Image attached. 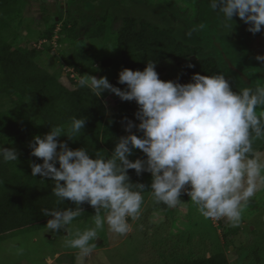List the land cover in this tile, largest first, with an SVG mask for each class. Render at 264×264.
I'll list each match as a JSON object with an SVG mask.
<instances>
[{"label": "trees", "instance_id": "1", "mask_svg": "<svg viewBox=\"0 0 264 264\" xmlns=\"http://www.w3.org/2000/svg\"><path fill=\"white\" fill-rule=\"evenodd\" d=\"M15 1L0 0V143L5 147H14L19 153L18 161L0 160V242L45 228L50 217L42 214L44 209L75 207L70 200H58L52 193L54 182L50 178L31 175V163L43 162L31 155L30 143L35 135L43 137L50 131V126H67L72 117L87 118L85 128L75 137L76 140H68L66 136L58 139L67 142L73 149L87 147L93 155L98 152L101 156H111L116 140L127 135V120L139 123L135 116L138 105L134 100L116 102L120 98L108 91L96 97L89 88L78 86V80L85 74L96 76L94 69L105 71L113 66L120 70L125 67L143 70L147 62L154 61L162 80L187 83L193 73L213 75L223 72L234 90L264 86V78L258 77L264 72H257L258 68L249 63L256 56L254 40L264 36V31L253 34L241 20L230 27H223L209 0H198V8L191 18L188 14L178 17L171 12L167 15V22L161 23L126 15L116 29L114 22L119 19L118 16L109 20L108 15H102L94 17L89 30L82 29L86 22L84 18L74 15L63 18L64 12L68 14L71 11V4L65 3L64 9L58 7V1H62L56 0L59 14L53 15L49 27L41 28L35 41L29 40L23 46L19 44L24 32L22 23L16 26L13 22L23 8H16L18 2ZM192 20L199 22L203 34H208L203 35L204 40L199 43L180 37L181 29H190ZM46 22L49 23V20ZM58 23H61L59 29ZM109 32L116 33L120 53L101 59L92 54V48L94 43H100L97 38H106ZM86 40L94 41L83 47ZM55 44L63 46L59 55L55 52ZM51 59L57 60L58 72L52 71L46 64ZM189 63L194 67H188ZM118 75L119 72L108 80L124 89L126 85L118 83ZM110 103L117 109L110 112ZM132 131L142 135L136 128ZM257 139L253 140V144ZM136 158H145V154L135 149L129 159ZM128 173L133 183L145 184L142 194L152 195L148 187L151 184L150 173L143 172L137 176L133 169H129ZM180 198L179 204H191L186 192H182ZM81 207L84 210L82 214L95 210L87 202ZM146 211L147 216L154 212L169 215L175 208H169L153 197ZM132 220L128 218V221ZM165 223L162 224H168ZM196 225V228L201 226L198 220ZM213 227L214 236L209 238L203 253L200 249L196 251V247L187 253L180 252L184 250L181 247L185 236L190 240L195 234L192 228L182 231V235L168 232L150 242L151 257L145 264H228L224 247L216 239L217 227ZM240 229L231 227L230 231L225 230L226 240ZM70 255L72 262L78 256L77 252ZM255 256L260 264L261 257L258 254Z\"/></svg>", "mask_w": 264, "mask_h": 264}, {"label": "clouds", "instance_id": "2", "mask_svg": "<svg viewBox=\"0 0 264 264\" xmlns=\"http://www.w3.org/2000/svg\"><path fill=\"white\" fill-rule=\"evenodd\" d=\"M209 4L223 27H230L238 16L251 33L264 31V0H209ZM255 59L264 64V55ZM118 83L126 87L113 85L106 76L85 74L78 80L79 87L89 88L96 97L108 91L138 105L139 123L127 120V135L116 140L111 156L93 155L87 147L73 149L58 139L76 140L87 118L72 117L67 126H50L49 132L35 135L30 143L31 155L43 161L31 163V175L50 178L58 200L75 204L42 210L50 217L45 225L48 232L68 231L84 211V202L95 209L94 227L77 230L65 242L79 250L78 260L93 252L95 245L90 242L97 240L105 223L114 233L129 232L128 218H138L146 188L131 181L129 169L137 176L151 174L148 187L157 202L174 208L186 192L205 219L226 218L233 226L239 224L250 200L264 189V153L253 148V140L264 137V86L234 90L223 72L193 73L187 83L162 80L154 61L143 70L122 68ZM135 149L145 158L129 159ZM18 158L14 147L0 146V160Z\"/></svg>", "mask_w": 264, "mask_h": 264}, {"label": "rangeland", "instance_id": "3", "mask_svg": "<svg viewBox=\"0 0 264 264\" xmlns=\"http://www.w3.org/2000/svg\"><path fill=\"white\" fill-rule=\"evenodd\" d=\"M61 1H58V7L64 8L65 3L71 4V11L68 14L64 12L63 18L71 15L79 19L84 18L86 22L82 26L83 30H89L93 25L94 17H101L102 15H108L110 17L109 20L114 16H118L119 19L114 22L116 29L121 25L122 17L126 15H135L139 18L145 17L154 22L161 23L167 22V15L171 12H175L178 17L179 15L188 14V17L191 18L192 15L194 16L199 4L198 0ZM15 2H18L17 4L15 3L16 8H23L21 14H16L13 20L16 26H20V23H22V30L24 32L23 38H21V42L19 43L22 46L29 40L35 41L40 36L41 28L45 29L49 27L52 23L53 15L57 16L59 14L56 0H16ZM48 13L50 14L48 15ZM216 15L221 18L218 14ZM233 19L234 22H229L232 23L231 26L233 23L240 22L238 16H234ZM48 20L49 23L46 22ZM191 22L190 29H181L180 37L199 43L204 40L203 35L208 34H203L200 31L199 22L194 20ZM60 25L61 23L57 24V29H59ZM93 41L86 40V44H83V47L88 44L91 45ZM96 41H100V43H94V47L92 48L93 55L100 56L101 59L119 55L120 47L117 44L115 32H109L106 38H97ZM254 41L256 55H264V36ZM62 47L59 44H55L54 49L57 55H59ZM56 61L55 59H51L46 64H48V67L52 71L58 72L59 68ZM249 63L258 68L257 72H264V64H261L255 58L252 61L250 60ZM93 72H96L97 78L106 76L108 79L113 77V75H117L120 72V68L113 66L105 71L94 69ZM258 77L264 78V74L259 73ZM112 105V103L109 104L110 112L117 109ZM260 111L262 109L258 108L257 112L259 113ZM0 146H2V143H0ZM253 148L260 153H264V137L258 138L253 144ZM142 195L143 203L138 218L128 221L130 231L126 234H117L112 232L107 223H105L104 227L98 230L97 240L90 242L95 245L93 252L83 261L78 260V256L73 262L69 260L70 254L75 252L78 254L79 250L66 247L65 242L73 239L77 230L82 232L89 227H94L93 216L95 210L81 213L73 220L68 231L58 230L53 233L51 231L48 232L45 227L41 230L21 233L1 241L0 264H145L151 257L152 248L150 242L164 236L168 232L170 234L182 235V231L192 228V232H195V234H192L193 237L190 240H187L185 236L181 247L184 250L180 252L184 251L183 253H187L192 247H196V251L200 249L203 253L209 238L214 236L215 227L213 226L217 227L218 236L216 239H219L224 247L229 260L228 264H259L255 256L256 254L262 259L260 264H264V189L258 191L250 200L248 207L242 214L240 223L235 226L226 218L220 220L205 219L198 212L197 206L192 201L191 204L178 203L174 207L175 211L169 215L154 212L150 216H147L146 207L152 202L153 197L150 194ZM104 214L102 211L101 215L103 216ZM165 218L168 224L165 223ZM197 220L199 221V225H201L198 228H196L198 226L196 225ZM140 222L141 225L139 226L138 223ZM162 223L167 225H163ZM231 227H240L241 229L236 235L232 234L226 240L224 232L225 230L230 231ZM163 230L166 232H163Z\"/></svg>", "mask_w": 264, "mask_h": 264}, {"label": "water", "instance_id": "4", "mask_svg": "<svg viewBox=\"0 0 264 264\" xmlns=\"http://www.w3.org/2000/svg\"><path fill=\"white\" fill-rule=\"evenodd\" d=\"M121 101V99H118L116 102H120Z\"/></svg>", "mask_w": 264, "mask_h": 264}]
</instances>
